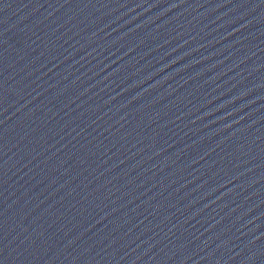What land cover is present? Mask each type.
Wrapping results in <instances>:
<instances>
[{"label": "water", "instance_id": "water-1", "mask_svg": "<svg viewBox=\"0 0 264 264\" xmlns=\"http://www.w3.org/2000/svg\"><path fill=\"white\" fill-rule=\"evenodd\" d=\"M0 264H264V0H0Z\"/></svg>", "mask_w": 264, "mask_h": 264}]
</instances>
